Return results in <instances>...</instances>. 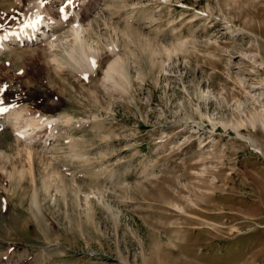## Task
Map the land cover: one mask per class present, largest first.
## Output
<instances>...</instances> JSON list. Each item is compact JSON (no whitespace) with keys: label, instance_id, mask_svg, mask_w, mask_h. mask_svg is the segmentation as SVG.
Returning a JSON list of instances; mask_svg holds the SVG:
<instances>
[{"label":"rangeland","instance_id":"1","mask_svg":"<svg viewBox=\"0 0 264 264\" xmlns=\"http://www.w3.org/2000/svg\"><path fill=\"white\" fill-rule=\"evenodd\" d=\"M37 3L83 28L0 51L55 120L0 130V264H264V0H0V33Z\"/></svg>","mask_w":264,"mask_h":264},{"label":"bare ground","instance_id":"2","mask_svg":"<svg viewBox=\"0 0 264 264\" xmlns=\"http://www.w3.org/2000/svg\"><path fill=\"white\" fill-rule=\"evenodd\" d=\"M54 1L59 2V0H54ZM33 7L35 8V10H33L31 14L26 16L25 19H23L20 23L9 25V26L7 25V27L3 29V31L0 33V51L5 49V47L7 48L13 47L12 43L27 45L29 42H34V41L36 42L37 40L51 45L55 41V40L53 41L52 39L56 38L59 32L67 29L68 27L69 28L67 29V31H70V33L72 34L71 36H73V39H74L73 41L78 42L77 40L81 38V32H82L83 27L80 24V22H78L77 24L74 23L72 19L73 16L71 15L67 16L64 14V16L61 17L64 20L61 19L63 20L61 21L59 19L58 23L55 20L52 22L46 21L44 18L37 20L34 16L38 12H40V16H42L41 15V4L37 3ZM82 16L84 17L85 15H82ZM52 23H54V25ZM50 31L52 32L51 36L49 35ZM72 53H75V52H72ZM73 55H72V59L76 63H82V62L84 63V61H86L87 63L90 62L88 55L84 52L80 54L79 58H76L75 56L76 54L74 56ZM119 60L120 59H116V60H113L111 63H109V65L107 66V69H105L106 71L104 72V77H103L104 82L111 81L112 84H117L120 81L119 80L120 78H126L128 72L123 64V61L122 60L119 61ZM13 105L17 107L18 109H20V107H18V105L15 103V101H13L12 99H5L3 95L0 94V108L6 109L5 112L0 113V130L6 127L7 128L13 127L11 128L12 131L13 129L17 130L13 132L14 137L16 136V138L21 142L22 147L25 145L24 146L25 148L31 149L32 144L35 143V141L32 143L33 138L36 137L34 132L37 135V130H41L44 127L50 128L55 120L53 121V116H49L43 119H34L32 121H26V123H31V124H26L25 125L26 127L24 128V126L18 125V120H20L19 119L20 112L15 109H11ZM20 118H22V116H20ZM47 119L51 120V121L48 120L50 121V123H47L48 122ZM41 121H47V122H41ZM260 121L262 122V125L264 127V118H260ZM45 133H46V136L48 135L47 138H50V136L53 135L52 132H45Z\"/></svg>","mask_w":264,"mask_h":264},{"label":"snow or ice","instance_id":"3","mask_svg":"<svg viewBox=\"0 0 264 264\" xmlns=\"http://www.w3.org/2000/svg\"><path fill=\"white\" fill-rule=\"evenodd\" d=\"M65 2L67 3V4H72V0H65ZM61 11H63V9H61ZM40 18L39 17H37V20H39ZM33 23H35V22H33ZM3 25L2 24H0V27H2ZM96 65H97V62L95 61V60H93L92 61V66L93 67H96ZM85 78H87V77H85ZM8 86L6 85V84H4L3 85V87L2 88H0V90H4V89H6ZM6 111V109H4V108H0V113H2V112H5Z\"/></svg>","mask_w":264,"mask_h":264}]
</instances>
